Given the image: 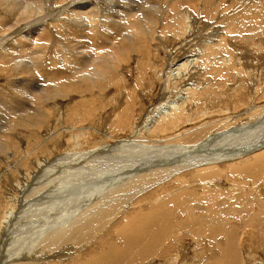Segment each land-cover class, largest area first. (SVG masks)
<instances>
[{
	"label": "bare ground",
	"instance_id": "1",
	"mask_svg": "<svg viewBox=\"0 0 264 264\" xmlns=\"http://www.w3.org/2000/svg\"><path fill=\"white\" fill-rule=\"evenodd\" d=\"M4 1H8L9 3H12L13 6L16 8L13 10L22 11L21 9H24L21 6L22 4L19 2V0H0V3L4 2ZM28 1H31L28 3V5L33 10V13H35V11H37L39 9L43 10L42 7L45 5L44 3L46 1L47 7H48L49 12H50V14H47V16L45 14L46 17L44 16L47 19L46 20L43 19L44 20L43 21V20L39 19V16H37L35 14V16H37V18L39 20L36 21V19H35V21H33V23L35 22V25L33 24L34 26L32 25V27H30L28 25L29 28L27 26L24 29H18L16 31L13 30L14 32H12V34H9V33H11L12 27L13 28L14 27L15 28L20 27V26H18L20 24L16 20H8V19L4 20V18H3L4 15L2 16L3 13L1 14V12H0V14H1L0 16L4 20V21L0 22V28H1L0 32H3L4 35L9 34L5 42L10 43V44L5 45L4 44L5 42L1 41V45L3 42V44L5 46L2 48L0 47V65H2L1 66L2 68L5 66L13 67V68L15 67L17 69H12V71L14 70V72H16L17 70H19V72L22 71L21 72L22 74H24V75L26 74L28 76V80H24V81L20 80V83L18 81L19 84L15 83V90H12L13 92L17 91V92L23 94L24 95L23 98L18 99L17 103H6V104L12 110L19 112V113H22L23 114L22 116H24V117L27 116L26 118L21 119L22 121H19L22 123V125H26L27 127L28 126H31V127L34 126L40 130L43 129L44 126L46 125V126L51 128L50 133L51 134L53 133V135L57 133L55 131L58 128L55 126L56 122H59L61 124L66 120L67 121L69 120L68 122L70 124V122H72V120L77 119L76 122H73V125L74 124H76V125L84 124V126H85V124H87V122H91V125L94 124V126L98 127L97 124H99V123H103L105 125L109 124L108 121H109V117H111V115L110 116L108 115V111H109L108 108L114 102L113 100H117V97L115 96V94L119 95V93H122V91L120 90V87L123 86L124 88L123 87L122 88L125 90H128V92H130L131 94H134L136 92V91L133 92V88H131L129 86V83L124 85V83L128 81V79H127V81H125L127 76H128V73L132 72L131 68H130V67H132V65H135V68H137L134 70V72L135 73L137 72V73L136 74L134 73L135 78H133V79H137L139 81V83L137 82L138 83L137 86H141V87L144 86V83H145L144 77L147 76V71H149V70L154 71L157 75V77H155L156 79H153V82H156V80L161 79V76H163L164 73H163V69L161 70L160 67H162V65L164 64V61H167L169 58L171 59V61L173 59H175L176 58L174 55L175 53L173 54L174 56H172L171 55L172 51H171V54L167 51L168 55H169V57H168V56H166L167 53H165L166 52L165 51L163 53L164 54L163 56H165V57L159 58L158 59L159 61H156L155 57H156V55H159V52H160L159 46L160 45L159 46H157L158 44L156 46L154 45L155 50L151 46V48L153 49L152 50V49H150V46L149 47L147 46L148 45L147 41L152 42V43L156 42V41L164 42L161 39V36L165 34L164 32H168L167 25L169 23L171 25L174 22V26L169 27V28L174 29L173 32L174 31L178 32L177 36L172 40V41H175L176 44H179V45H177L178 48L181 47L183 44H187V43L190 44L191 46L197 45V47H200V49H202V51H204V52L206 51L208 53L204 57H202V55L201 56L199 55L200 58H202L203 60H205L207 62V65H209L208 64L209 62H212V60H215V59H217L215 62L222 61L223 63H225V65H228L231 62H234V63L237 62L238 59H237L236 55L238 52V48L236 49L237 51L235 50V52H234V50H231V49H233L232 47H234V46L237 47L238 45L239 46H245V47L253 46V48H260L259 51H258V49L257 50L254 49L255 51L259 52L260 54L257 56H253V55L252 56L254 57V60H256V61L258 60L257 61L258 64L259 63L262 64V62L264 60V54H263V52H264V0H163L162 4H164V8L166 9L165 12L175 11V10L182 8L183 6H186L190 12L197 15V17H195L194 19H184L185 24H187L188 26L184 25L183 22L180 20H174L171 16H169V14H164L161 11V8L159 6L160 2H158L157 0H140V2H141L140 4L130 2L128 5H126V7L123 9V14L125 17L123 19V21H126V25L125 26L117 25L115 30L118 32L119 36L123 32L129 30V32H130L129 38L123 37V41H121V42H125V44H126V42L133 43V44H134V42L138 43L139 45H137V49L141 53V54H139V56H140L139 58L141 60L137 61L136 57H135L136 60H134V58L132 57L133 60L127 61L125 68L121 67L123 62H125L124 61L125 57H123L124 54L122 56V52L118 53L119 51L117 50V46H115L114 48L118 51V52L116 51L118 54H115L116 52L113 53L115 50L114 51L112 50L111 54L107 53L104 56V59L102 61H99L97 64H93V61L90 58H84L82 56L77 57V58H73L74 54H80L82 52V50L90 49V47L94 51H96V50H102V51L107 50L110 47L111 42L113 41V38H112L113 36L98 34L96 46H80V47L77 46L73 55H71L70 58H68V61L72 64L65 65V67L62 70H58L56 68L57 65H55L54 59H50V61H46V60H48V59H46V53L50 50V49L48 50V47H46V45L48 43H46L45 47H43V48L37 47V43L39 41H41L40 39L45 37L44 35H46L47 30L45 31L43 28H41V26H44L47 21H49V23H56V25L59 24L61 27L64 26V20L67 19L68 14H65V15H61V14H63L66 10H68V6L66 5L63 8L60 6V5L65 4L64 0H27L26 2H28ZM43 1H44V3H43ZM6 4H7V2L5 3V5ZM25 4H27V3H25ZM25 4H24V7H25ZM108 4L113 9V1L112 0L108 1ZM146 4L149 5V8L144 9L145 8L144 6ZM1 6L3 7V5H1ZM29 7H28V9H29ZM83 7H85V5L83 3L76 6L75 7L76 12H78V14H80L81 16L82 15H85L87 17L92 16V23L93 24L96 21V18H98V17L102 18L103 20H109V19L115 18V15H113V10H111V9H107L108 13L98 15L97 13L94 12V9L91 12H87L84 10L85 8L83 9ZM3 8H5V7H3ZM35 8H37V10ZM0 9H1V7H0ZM28 9L26 8V10H28ZM82 9L84 11L82 13H80L79 11ZM24 11H25V9H24ZM16 12H18V11H16ZM37 12L39 13V11H37ZM5 13H6V11H5ZM14 13H15V11H13V13H10V15L14 14ZM27 13H29V12H27ZM19 14H21V12H19ZM203 15L207 16V17H209V15L211 17L219 15V19L220 18L221 19L220 20L218 19L219 20L218 22L223 24V29L225 31V35H227L230 39L225 37V36H220V37L217 36V38H216L217 40L215 41V40H213V37L208 36L206 33H204L203 31H205L207 27L201 25V23H203V22L210 23L209 22L210 18L203 20V18H204ZM178 16L183 18V15L181 13H178ZM1 17H0V20H1ZM26 17H27V14H26ZM169 19H171V20L169 21ZM28 20H30V19H28ZM215 20H217V19L215 18ZM30 21H28V22H30ZM25 24L26 23H24L23 26L21 25V28L24 27ZM31 24L32 23L30 22V25ZM51 25L52 24H50V26ZM78 25H79V28L77 30V33L75 34V37L78 39H82L85 36L87 30L83 26L82 23L78 24ZM201 27H203L204 29ZM98 30L99 29H97L96 31H98ZM197 31H199L200 33H203V34L199 35V33ZM52 32H55V31L52 30ZM67 32H69L72 35H70L69 33H68L69 34L68 35ZM96 34H97V32H96ZM62 35H64V34H62ZM230 35H232V36H230ZM47 36H49V33ZM69 36H74V34L72 33V30L66 31V37H69ZM155 36H157V39L155 38ZM45 39L46 40L43 41L44 44L46 41L50 42V40H48L49 38H45ZM50 39H51V37H50ZM42 40H44V39H42ZM93 41H94V38L91 39V42H93ZM41 43H42V41H41ZM41 43H39L38 45H40ZM218 45L219 46L223 45L222 46L223 50L216 49V46H218ZM42 46H44V45H42ZM126 46H127V44H126ZM167 46H168V44H167ZM177 46L175 48V51H176V49H178ZM73 47H75V44H73L72 42H69V43L65 44V47H63V49L67 50V49H72ZM171 47H172V43H171ZM45 48H47V49L44 50ZM134 48L135 47H133V49ZM170 49L172 50V48H170ZM188 49H190V48H188ZM33 50L35 51L34 53L31 52ZM131 50H132V48H131ZM163 50H161V51H163ZM194 50L195 49L193 48V52H194ZM28 51L31 52L30 55L33 54L34 62L29 61V64L27 65V64H25V61L23 59L26 58L27 55L25 53H28ZM78 51H80V53H77ZM212 51H213V54H211ZM252 51H253V49H252ZM255 51H253V52L255 53ZM240 52H243V51H240ZM12 53H14V55ZM15 53H16V55H15ZM127 53H128V50H127ZM179 53L181 54V52H179ZM57 54H59V53L57 52ZM57 54H56V58L59 61L65 59V56H63L62 54L58 58ZM187 55H188V53H187ZM209 55H210V57H209ZM240 55H241V53H240ZM28 57H30V56H28ZM200 58L199 57L193 58V59L187 58L184 61L181 60L182 62H180V63L177 62L175 65H173V66H175L174 68H171L173 61L172 62L168 61V62H170L169 68L165 73L166 77H165V80H164V83H163V86L161 89V93H160L161 96L166 97L165 98L166 100L164 99L165 101L162 102L161 105H158L154 108L149 109V111H148L149 115L146 116V120L144 121L143 124H141L140 122H138L137 124L135 123V125L131 124V122L134 120V118L139 116V112H140L139 109L138 110L135 109L136 107L140 106V103L137 100L139 97L138 98L136 97V96H139L138 93H137V95L135 94V97L137 99H135L134 97L133 98L132 97L131 98H125L126 96H124V94H123L124 92L122 93L125 100L123 99L121 101L122 102L121 104L126 105L128 107V109L130 108V111H129V113L125 112L124 114H121L120 116H126L125 120H126L127 126L130 124H131V126L134 125L132 132L130 134V137L126 138V139H119L118 141L116 140L117 142L113 143V144L105 145L104 152H100L98 154L96 153L98 151L97 150L98 145L95 144L97 141L95 143L89 144L86 142L87 141L86 140L85 141L86 143L85 142L83 143V146L85 148L94 152V154L91 156L92 163H94L97 166L100 164H106L108 166L109 170L105 174H87V175H84L85 178H87V179L91 178L90 179L91 181L86 179L80 185L76 186L77 188H74L73 186H70L69 183H66V184H64L65 187L63 189L56 190V191H52V189L50 188V185L52 184V180L60 178L64 175L63 169H59V170L55 171L54 167L50 166L49 169L43 171L42 173L44 175L48 174V176H49V174H51V172H54V174H55V177L53 179L50 178L49 181L47 180V183L43 186L42 185L39 186L37 184V181H36V184L33 187L29 188V186L26 183H24V181H23V184L19 186V190L17 191V193H18V195L16 196L17 198L9 196L10 199L8 200V203L11 205V207L9 209V212L6 215L5 222L2 224V227L5 226V224L10 219L11 215L13 213H15L13 211V206L18 204L17 202L21 203L20 205L23 204L24 208L28 209L30 207L28 210H31V209L36 210V211L31 212L29 214L28 210L26 211L24 209L25 210L24 212L28 213L27 216H31L32 218L34 217L37 219L36 214L40 213L41 210H44V209H46V211H52L54 216L52 219H44V221L41 222L40 224H37L38 222H34L33 224L29 223L30 225H26V226H23L20 228L18 227L16 229V231L19 232V235L15 240L16 242H15L14 246L11 247V249L9 251L8 250L6 251L5 260L11 261L12 264H15L18 262L21 264V260H23L25 262L24 264H31L34 261V257L36 254H43V253L47 254L50 252L57 251L59 246L62 244L63 240L67 237V235L76 234V235H83L79 238H85L86 237L88 239H86L82 243H77L78 248L75 250V251H78L76 254L77 256L69 259L68 261L63 260L60 263L61 264H104L103 263L104 259L102 257H99L98 254L91 257L94 250H89V249H91L92 247H93V249H99V250L101 248H104L105 253L111 252L107 248L108 243L106 240H104L106 236H103L104 235L103 233L109 229L110 223L113 222L114 218L116 219L118 217H124L126 212H129V211H126V212L118 211V213H116V215L113 218V209H108L107 207L110 206V203L113 201V193L114 192L127 189L128 186L132 187L134 189H132L131 191L139 194L138 199L134 202V203H136V202L144 201V200L150 198V196L142 193V192H145V190H147V188H145V190H142L144 187H146L148 185H155L156 183L161 182V185L156 190H157V192L160 193V195L165 196V194H166V193H164L165 182H162V179L164 177H166L168 174H171V176H173V180L175 181L172 188L177 187L175 192L171 193V194L177 196V197H174L173 202L175 200L176 204L179 206L182 205L183 203H185L183 210H182V216L185 220V223L188 226V232H192L198 226L200 220L204 217V213L202 212L201 207H200V203H201L202 198H203L202 193L193 187L191 190L190 189L192 186L191 184H195V185L205 184V183H208L207 180L213 179V181H216L218 179H221L220 177L233 179L235 177H239L240 175H245L246 173H251V172H254L256 175L260 174V176L263 177L264 165L260 166L262 163H264V108L263 107L261 108V110L260 109L257 110L256 108H258V107H256V108L254 107L255 109L252 111H250V109H248L250 111L249 113H242V114L237 115L235 117H232V118L230 117V119L223 121L219 124H217V122H212V123L208 122V124H207V122L205 123V121H204L205 124H201V125L196 126V127L194 126L190 129L187 128L186 130H183L181 133H178V131H179L178 129L180 127H183L185 125V128H186L187 123L193 122V121L195 122V117L197 116L196 115L197 112L195 114L196 116L193 115V112H190V108L192 107V104H193V103H191V101L193 98L203 94V92L205 91L202 89V91L200 92L196 87L193 90L192 87L187 86V83L192 79L193 76H195V75H193V72H194L193 70L196 69L195 67L205 66V64H204L205 61L204 62L200 61ZM242 58H241V60H242ZM245 58H247V57H245ZM130 59H131V57H130ZM248 60H246V61H248ZM259 60H261V61L259 62ZM249 61L251 63V60H249ZM45 63L46 64L48 63V66L47 65L43 66ZM237 63H239V61ZM153 64L155 66H153ZM214 64L215 63H213L212 65H214ZM240 64H242V63H239V66H240ZM261 64H260V66H261ZM7 67H5V68H7ZM87 67H92L93 76L91 78H83V79L77 80L76 84H81V83L89 84L88 87L84 91H83V89L85 87L84 88L82 87L83 88L82 92L80 90L79 93H81V94L90 93V95L95 96L93 93V86H96L97 87L96 89H98V88L101 89L103 91V93L105 94V96L103 95L104 97L102 96V98L92 97L91 99H87L86 97H84L83 99H80V100H77V99L72 100V98H73L72 97V98H70L71 99L70 104L68 105V103H69V101H68L66 104L67 107L63 106L62 110L55 116H53L50 113V111L56 105H54L52 107L49 106V108H46L42 105L43 103L42 104L38 103V102H40L39 100H41V99L43 100L42 97H43L45 90L42 88H39L37 86L35 79H33L34 75L32 76L30 73H28V71L25 72L26 70H32L33 72H35V74L41 73L42 77L44 78L43 83H47V82L58 83L62 79L75 78V76L77 74L85 72ZM144 67H145V72H144L145 75L143 72L141 73V70H144L143 69ZM261 67H263V66H261ZM261 67H252V69H255L254 71H256V70H260ZM235 68H237V66ZM212 69H214V68H212ZM222 69H224V68H222ZM240 69H241V66H240ZM245 69L247 70V68H245ZM159 70H161V71H159ZM8 71H9V69H8ZM211 71H212V73H214L213 70H211ZM230 72H232V71H230ZM263 72H264V70H263ZM11 73L12 72H10L9 74H11ZM200 73H202V72H200ZM226 73H228V72H226ZM236 73H237V71H236ZM152 74H154V73H152ZM194 74H197V73H194ZM210 74L211 73H209V75H207V76H210ZM5 75H7V74L5 73ZM130 75L131 74H129V76ZM226 75L228 76L229 74H226ZM35 76H37V75H35ZM213 76H215V75H213ZM220 76H221V74H220ZM233 76H234V74H233ZM236 76H238V75H236ZM17 77H19V76H17ZM150 77L151 76H147L146 78L149 79ZM255 77H256V75H255ZM231 78H232V75H231ZM14 79L15 78H13V80ZM19 79H20V77H19ZM11 81H12V79H11ZM158 81L160 82V80H158ZM229 81H230V79H229ZM153 82L150 81L148 85L146 84L147 87L149 86V90H152V88L154 87L155 83H153ZM11 83H9V84H11ZM182 84H185V85L182 86ZM69 85H71V84H69ZM203 85H204V83H203ZM222 85H223V83H222ZM10 87H12V85ZM60 87L61 86H57V88L53 89L55 91H53L51 93V96L53 95L52 100H54V102L56 101L55 99H57L56 97L58 95L64 96V94H65V96L63 98H66V94H67L66 90L67 89L63 85V89L60 92L59 91ZM75 87H78V86H75ZM125 87L130 88V89H126ZM147 87H146V90L144 89V91H146V92H147ZM203 87H205V86H203ZM255 87H257V86H255ZM201 88H202V86H201ZM206 88H208V87H206ZM221 88H222V86H221ZM7 89H10V88L7 87ZM48 89H50V88H48ZM74 90L71 91V93L74 92ZM222 90H220V91H222ZM233 90H234V88H233ZM262 90L264 91V89H262ZM12 91H9V92L11 93ZM69 91H67V92H69ZM226 91H228V89ZM235 91H237V90H235ZM76 92L78 93V90H76L74 93L76 94ZM252 92H255V91L252 90ZM109 93H111V95H109ZM205 93H206V91H205ZM237 93H238V91H237ZM127 94H129V93H127ZM222 94H224V92H222ZM235 94H236V92H235ZM48 95H49V93H48ZM156 95H157V93H156ZM172 95H174L175 98ZM226 95H227V93H226ZM263 95H264V93H263ZM72 96H73V94H72ZM142 96H143V94H142ZM153 96H154V94H153ZM227 96L225 98L226 99L225 101H227ZM28 97L30 98L29 104L25 102V99ZM45 97H47V96H45ZM81 97H82V95H81ZM172 97H173V99H172ZM211 97H213V96H211ZM74 98H76V97H74ZM85 98H86V100H85ZM250 99H251V97H250ZM119 100H120V98H119ZM204 100H206V99H204ZM204 100H202V101H204ZM217 100H219V99H217ZM208 102H209V100H208ZM115 103H117V102H115ZM204 106H205V104H204ZM251 106H253V105H251ZM259 107H261V106H259ZM6 108H8V107H6ZM79 108L81 109V111ZM208 108H207V112H208ZM111 109L113 110V108H111ZM115 109L117 111L119 108H115ZM123 109H124V106L121 110H123ZM110 112H114V111H110ZM131 112L133 113L132 120L130 118ZM19 113L15 114L13 117L18 118L21 115V114L19 115ZM114 113H116V112H114ZM117 114H118V112H117ZM146 114H147V112H146ZM144 115H145V113H144ZM11 116L12 115H10V114L8 115L9 118H12ZM114 116H116V115H114ZM205 116H207V114ZM5 117H6V115H5ZM117 117H118V115H117ZM199 117L200 116H197L196 118H199ZM207 118H210V117L208 116ZM141 119H143V117ZM15 121H16V119H15ZM201 121H203V120H201ZM12 122H14V121H12ZM197 123H199V122H197ZM65 124H68V123H65ZM124 124L122 122V123H119L118 126L119 127H125ZM240 125H242V126H240ZM231 126H237V127H233L231 130L224 131V129H226L227 127H231ZM85 127H82L83 129H80L79 133L83 134L87 129L88 130L90 129L89 127L88 128L86 127L87 129H85ZM101 127H102V125H101ZM115 127H114V131L116 130ZM95 128H93V129H95ZM129 128H131V127H129ZM112 129H113V123L111 124V130ZM28 130H30V129H28ZM31 130H34V129H31ZM34 131H37V130H34ZM67 132L64 131V133H67ZM70 132H71V130H70ZM176 132H177V134L173 135ZM215 132H217V133L215 134ZM87 134H85V135L87 136ZM18 135H20V134H18ZM71 135H73V134H71ZM91 135L92 134H90V136ZM100 135H101V137H105V138L107 137L104 134L102 136L101 133H100ZM56 136H59V134H56ZM74 136H75V134H74ZM86 136H84V138ZM98 136H99V134H98ZM148 136L151 137L152 139L146 140V137H148ZM50 137H52V136H50ZM113 137H115V136H113ZM117 137H119V136H117ZM139 137L143 138V142L142 141L139 142L138 140H136ZM36 138L37 137H35V139ZM42 138H43V136H42ZM57 138L58 137H56L55 139H57ZM87 138L88 137H86V139ZM95 138H96V136H95ZM74 139H76V137L73 138V140ZM108 139H109V136H108ZM69 140H71V139H69ZM94 140H96V139H94ZM20 141L24 142V140L22 141L21 139H20ZM58 141L59 140H57V142ZM100 141H102V138L99 140V142ZM103 141L105 143L106 140L103 139ZM147 141H148V143H147ZM17 142H19L18 139H17ZM28 142H30V141H28ZM53 142H54V140H53ZM18 144H20V143H18ZM40 144L44 145V142H41ZM45 144H47V143H45ZM30 147H29V149H30ZM33 147H34V145H33ZM61 147H62V145H61ZM54 148H56V147H54ZM58 148H59V146H58ZM18 149H19V147H18ZM34 149H36V148H34ZM31 155H33V154L28 153L25 155L26 158L23 159L24 166L29 162V160H31V158H32ZM138 156H140L139 159H136V160L132 159L133 157H138ZM70 157H71L70 155H65L61 158L58 157L55 160V163H61L63 165H64V163H66L69 166ZM119 158L124 159V168L120 172H113V160H116ZM66 160H68V161H66ZM227 162H231V163H229L228 165L222 166V167L219 165L221 163H227ZM4 165L6 166L7 163L5 164V162H4ZM194 165H195V167H193ZM24 166H23V169L25 168ZM39 166L40 165H37V167H39ZM68 166L64 170H66V171H76L77 170V168H74V167L72 168V167H68ZM18 167H19V164H17L16 166H10V164H8L5 168L6 170L4 169L5 170L4 172L8 173L9 169H13V170L17 171ZM19 172H21V170ZM33 173L34 172L30 173L29 176L31 177V175ZM0 174H2V173H0ZM171 176H169V178H171ZM41 178H42V176L39 177L38 180H40ZM60 179H62V178H60ZM60 179H58V180H60ZM249 179H251V178H249ZM204 181H207V182L201 183ZM233 183H235V182H233ZM255 183L256 182H254V185H255ZM12 184H13V182H12ZM216 187H219V186L216 185ZM149 188H151V186H149ZM40 191H42V193L39 194V197L34 198L29 205H28V203L26 204V201L30 197L31 194H33L35 196V194L37 195ZM4 194L5 193H3V195ZM218 196H219V194L216 197H214V195L211 194V197H210L211 202L215 203L216 202L215 200H219V199H217ZM232 199H233V197L224 198V200L227 203L224 201H222L221 203L217 202L215 204V206H217L219 203L220 204L218 205L217 209L213 210V212L211 213V216L220 219L223 212L228 211V209H225L224 207L222 208V206L228 205V201H230ZM84 200L88 201L86 204V207L90 206L92 203H98L101 208H106L104 212L107 216H108V214L110 215L112 213V218L109 220L108 223H106L107 225L105 224L106 226L105 225L100 226L101 221L105 217H102L100 219L88 218V217H86L85 211L81 210L80 208H78L77 206H74L72 204L73 202L80 203ZM23 206H21V207H23ZM149 206H151V205H149ZM17 210L20 211L19 209H17ZM199 210H200V212H199ZM143 213H144V211L136 210L132 214V217L135 219L142 218V220H143V219H150L155 214L152 207L148 210L147 214L142 216ZM227 213H229V212H227ZM78 214H80V216L84 217V218L83 219H75ZM70 216H72L71 219H75V220L71 221ZM16 217H17V215L13 214V219L9 220V221H11V223H12V221ZM115 219H114V221H115ZM17 220H19V219H17ZM28 220H29V218H28ZM224 220H225V218H224ZM226 221H229V220H226ZM11 223H9L10 224L9 227L12 225ZM101 227H103V228H101ZM16 231H15V233H16ZM223 232H224V229H223V227H221L214 234L224 235L225 232L224 233ZM6 233H8V232H6ZM98 234H100V238L96 239L95 237L98 236ZM158 235H159V233L157 232V236ZM5 237H7V236H5ZM88 241H91V245L87 249L86 244L88 243ZM8 243H9V241H8ZM87 250H89V251L86 252ZM61 257L62 256H56V258L60 259V260H61ZM173 258L175 259L174 256H173ZM165 259H167V258H165ZM165 262H166V260H165ZM180 263H182V260Z\"/></svg>",
	"mask_w": 264,
	"mask_h": 264
},
{
	"label": "rangeland",
	"instance_id": "2",
	"mask_svg": "<svg viewBox=\"0 0 264 264\" xmlns=\"http://www.w3.org/2000/svg\"><path fill=\"white\" fill-rule=\"evenodd\" d=\"M26 1L27 0H25V1L19 0V2L22 4L21 6L25 9L26 12L24 11V9H21L22 11L13 10L16 8L13 6L12 3H9L8 1H4L5 3L7 2L6 5L4 2L0 3V7H1L0 12H1V14L3 13L2 16L4 15L3 16L4 20H7V19L8 20H16L20 24V25H18L20 27H17V28L12 27L13 29L11 28V33H9V34H12V32H14L13 30L16 31L18 29H24L28 25L30 27H32L33 24L35 25V22L33 23V21H35V19H36V21L39 19L46 20L47 18H45V17L47 16V14H50L49 9H48L47 4H46V1H45V3L43 1V3L45 4L42 7L43 10L42 9L40 10L39 8H38L39 10H37V8H35L37 11H39L40 14L37 11H35V13H33V10L28 5V3L31 1H28V2H26ZM64 1H65V4L60 5L62 8L65 7L66 5L68 6V10H66L63 14H61V15L68 14L67 19L64 20V26L61 27L59 24L56 25V23H49V21H47L44 26H41V28H43L45 31L47 30V32H46V35H44L45 37L43 36L44 38H42L44 40L40 39L42 41V43H41V41H39L37 43V47L43 48V47H45L46 43H48L46 45V47H48V50L49 49L50 50L49 51L47 50L48 52L46 53V59H48V60H46V61H50V59H54L55 65H57L56 68L58 70H62L65 67V65L72 64L68 61V58H70V56L73 55L77 46H79V47L80 46H96L98 34L113 36L112 37L113 41L111 42V45L107 50H103V51L102 50H96V51H94L90 47V49L82 50L81 53H80V51H78L77 53H80V54H74L73 58H77V57L82 56L84 58H90L93 61V64H97L99 61H102L104 59V56L107 53L111 54L112 50L113 51L115 50L113 52V53H115L118 50L119 52L118 51L117 52L118 53L122 52V56L124 54L123 57H125V60H124L125 62H123V64H122L123 66L121 65V67H123V68H125L126 62L133 60V58H134V60H136V58H137V61L141 60L139 58L140 57L139 54H141V53L137 49V45H139L138 43L134 42V44H133V43L126 42V44H127V46H126L125 42H121V41H123V37L129 38V36H130L129 30L123 32L120 36L118 35V32L115 30L117 25H120V26L126 25V21H123V19L125 18L124 14H123V9L126 7V5H128L130 2L140 4L141 3L140 0H112L113 1V9L108 4V1H110V0H64ZM157 1L160 2L159 6L161 8V11L164 14H169V16H171L174 20L182 21L183 24L186 26H188V25L185 24L184 19H194L195 17H197V15L190 12L186 6H183L182 8L175 10V11L165 12L166 9L164 8V4H162L163 0H157ZM25 3H27V4H25ZM81 3H83L85 5V7H83V9L85 8L84 9L85 11L91 12L94 9V12L97 13L98 15L108 13L107 9H111V10H113V15H115V18L109 19V20H103L102 18L98 17V18H96V21L93 24L92 23V16H89V17H87L85 15L81 16L80 14H78V12H76L75 7ZM24 4H25V7H24ZM1 5H3V7H5V8H3ZM28 7H29V9H28ZM144 7H145L144 9H147V8H149V5L146 4ZM26 8L29 11L26 10ZM83 9L80 10L79 12L82 13L84 11ZM5 11H6V13H5ZM13 11H15V13L10 15V13H13ZM16 11H18V12H16ZM19 12H21L22 15L19 14ZM27 12H29V13H27ZM178 13H181L183 15V18L179 17ZM26 14H27V17H26ZM35 14L37 16H39V19L37 18V16H35ZM45 14H46V16H45ZM3 18L1 17L0 22L4 21ZM208 18H210L209 19L210 23H207V22L201 23V25L207 27L206 30L203 31L204 33H206L208 36L213 37V40H215V41L217 40L216 39L217 36H219V37L225 36V37L229 38L227 35H225V31L223 29V24L218 22L221 19V18L219 19V15L214 16V17H211L210 15H209V17L204 16L203 20L208 19ZM215 18L217 20H215ZM28 19H30L31 21ZM170 20L171 19H169V21ZM28 21H30L32 24L30 25V22H28ZM24 23H26V24L24 25V27L21 28V25L23 26ZM81 23L86 28L87 32L82 39H78L75 37V34L77 33V30L79 28L78 24H81ZM50 24H52V25L50 26ZM29 26H28V28H29ZM172 26H174V22L171 25H170V23L167 25L168 32H164L165 34L161 36V39L164 42L156 41V42L152 43V42L147 41V44H148L147 46L148 47L150 46V49H152V48L154 49L157 44H158L157 46L160 45L159 46V48H160L159 55H156V57H155L156 61H159L158 60L159 58L165 57V56H163L164 55L163 53L165 51H166L165 53H167L166 56L169 57L168 52L171 54V51H172L171 55L172 56L175 55V57L177 58V59L175 58L172 60L174 63L171 61L170 58L167 61H164V64L162 65V67H160L161 70L163 69L164 75L161 76V79L157 78L158 80H160V82L158 80H156V82H153V79H156L155 77H157V75L154 71L149 70V71H147V76H151V77L148 79V78H146L147 76H145L144 77L145 78L144 86H142V87L137 86L139 81L137 79H133V78H135V74L137 73V72L135 73L134 70L137 68H135V65H132V67H130L132 72L128 73V76L125 80V81H127V79H128V81L127 82L124 81L125 82L124 85L129 83V86L131 88H133V92H135V91L136 92L134 94H131L130 92H128V90L123 89L124 88L123 86L120 87V90L122 91V93L124 92L123 94H124V96H126L125 98H131V97L133 98L134 97L135 99H137L139 97L137 100L139 101L140 106L135 108L136 110L139 109V111H140L139 116L134 118V120L131 122V124L135 125V123L137 124L138 122L143 124L144 121L146 120V116L149 115V112H148L149 109L154 108L158 105H161V103L166 100L165 99L166 97L161 96L160 93H161V89H162V86H163V83H164V80L166 77L165 73L169 68L170 62H172L171 68H174L175 66H173V65H175L177 62L180 63L187 58H191V59L198 58V57L200 58L201 55H202V57H204L205 55L208 54L206 51L205 52L202 51V49H200V47H197V45L191 46L188 43L183 44L182 45L183 47L181 46L178 48L177 45H179V44H176L175 41H172L177 36L178 32L177 31L173 32L174 29L169 28ZM201 28H203V27H201ZM97 29H99V30L96 31ZM0 30H1V28H0ZM52 30L55 32H52ZM67 30H72V33L74 34V36L66 37V31ZM94 30L97 32V34ZM197 32L199 33V35L203 34V33H200L199 31H197ZM48 33H49V36H47ZM68 33L69 32H67V34ZM9 34L4 35L3 32H0V35H1L0 36V47L1 48L7 44H10L8 42H5ZM62 34H64V35H62ZM70 35H72V34H70ZM230 36H232V35H230ZM50 37H51V39H50ZM45 38H49L48 40H50L51 43L49 41H46L44 44L43 41L46 40ZM93 38H94V41L91 42V39H93ZM155 38L157 39V36H155ZM1 41L5 42L4 43L5 45L2 42V45H3L2 46ZM69 42H72L73 44H75V47H73L72 49H67V50L63 49V47H65V44L69 43ZM39 43H41L44 46H42L41 44L38 45ZM171 43H172V47H171ZM167 44H168V46H167ZM115 46H117V50L114 48ZM151 46H152V48H151ZM176 46L178 49H176V51H175ZM222 46L218 45V46H216V49L223 50ZM133 47H135V48L133 49ZM192 47L195 49L194 52H193ZM131 48H132V50H131ZM170 48H172V50ZM188 48H190L191 50ZM232 48L233 49H231V50H234V52L238 48L237 55L235 53L234 54L236 55V57L238 59L237 62L239 61V63H242V64H240L241 69H240L239 63H237V62H235L236 64L234 62H231L228 65H225V63H223L222 61H217L218 63L215 62L217 60V59H215V60H212V62H209L208 63L209 65H207V62L205 60H203L202 58H200V61H203V62L205 61V63H204L205 66H202V67L199 66L200 68L198 66H197L198 68L195 67L196 69L193 70L194 71L193 75H195V76H193L192 79L187 83V86L192 87L193 90L196 87L200 92L202 91V89L206 91V93L204 91L203 94L193 98L191 101V103H193L192 104L193 108L192 107L190 108V112H193V115H195L197 112L196 115L200 116V117L196 118L197 116L195 115L196 116L195 122L196 123L199 122V123L196 124L194 121L189 122L186 124V128H185V125L183 127H180L178 129L179 130L178 133H181L183 130H186L187 128L190 129L194 126L196 127V126H199L201 124H205L206 122H207V124H208V122L209 123L217 122V124H219L223 121L230 119V117L232 118V117H235V116L240 115L242 113H249L250 111L254 110L256 107H258V108H256L257 110H259V109L261 110L262 107L264 108V97H263L264 91L262 90V89H264V82H263L264 81V72H263L264 60L262 62L263 65L261 63L258 64V62H257L258 60L257 61L254 60V57H253V56H257L260 54L259 52L255 51L257 49L259 51L260 48H253V46L245 47V46H239V45L237 47L234 46ZM46 49L47 48H45L44 50H46ZM252 49H253V51H255V53L252 51ZM127 50H128V53H127ZM161 50H163V51H161ZM240 51H243V52H240ZM31 52L34 53L35 51L33 50ZM31 52L28 51V53H25L27 56H26V58L23 59L25 61V64H27V65L29 64V61L34 62L33 54L30 55ZM57 52L59 54H57ZM117 52L115 54H118ZM179 52H181V54ZM55 53L57 54L58 58L62 54L63 56H65V59L59 61L56 58ZM187 53H188V55H187ZM240 53H241V55H240ZM12 54L14 55V53H12ZM211 54H213V51ZM263 54H264V52H263ZM15 55H16V53H15ZM28 56H30V57H28ZM130 57H131V59H130ZM209 57H210V55H209ZM245 57H247V58H245ZM241 58H242V60H241ZM248 59L251 60V63ZM246 60H248V61H246ZM168 61H170V62H168ZM260 61L261 60H259V62ZM213 63H215V64L212 65ZM260 64L263 67H261ZM46 65L48 66V63L47 64L45 63L43 66H46ZM235 65L237 66V68H235L236 67ZM1 66L2 65H0V70H1L0 71V173H2V174H0V232H1L0 233V264H12L11 261H7V260H5V258H6V251L7 250L9 251L11 249V247L14 246V244L16 242L15 240L19 235V232H17L16 229L18 227L20 228V227H23L26 225L33 224L34 222H38L37 224H40L41 222L44 221V219H52L54 215H53L52 211H46V209H44V210H41L40 213L36 214L37 219L34 217L32 218L31 216H27V215H28V213L30 214L31 212H34L36 210H34V209L28 210L30 207L28 209L24 208L23 204L20 205L21 203L17 202L18 204H16V205L18 207L16 205L13 206V211L15 212L13 214L17 215V217L11 223V221H9V220L13 219V214H12L10 219L8 220V222L5 224V226L2 227V224L5 222L6 215L9 212V209L11 207V205L8 203V200L10 199L9 196L17 198L16 197L18 195L17 191L19 190V186L23 184V181H24V183H26L29 186V188L33 187L36 184V181H37V184L39 186L45 185L47 183V180L49 181L50 178L53 179L55 177L54 172H51V174H49V176H48V174L44 175L42 173L43 171L49 169L50 166H53L55 171L59 170V169H63V174H64L62 177H60L62 179L57 178V179L52 180V184L50 185V188L52 189V191L63 189L65 187L64 184H66V183H69L70 186L77 188L76 186L80 185L82 182H84V180L87 179L84 176L87 174H105L109 170L108 166L106 164H100L97 166L94 163H92L91 156L94 154V152L85 148L83 146V143L86 140H87L86 142L89 144L95 143L97 141L95 143L98 145V147H97L98 151L96 153L98 154L100 152H104L105 145L116 143L119 139L129 138L134 125L131 126V124H130L127 126V123L125 120L126 116H120L121 114H124L125 112L129 113L130 108L128 109V107L126 105L121 104L122 103L121 101L123 99L125 100L122 93H119L120 96L116 95L114 93L115 96L117 97V100H113L114 102L108 108V110H109L108 115L109 116L111 115V117H109L108 122H109V124L113 123V129L112 130H111V124L105 125L103 123H99V124H97L98 127H96V126H94V124L91 125V122H87V124H85V126L87 125L86 126L87 128L89 127L92 130L93 128L96 127L95 129H93L94 131L92 130L94 132L93 133L90 129L88 130L84 126V124H82V125L74 124L73 125V122H76L77 119H74L75 121L72 120V122H70V124L68 122L69 120L68 121L66 120L61 124L59 122H56L55 126L58 128L55 131L57 132L56 134H59V136H56V134L53 135V133L51 134L50 133L51 128L46 126V125L41 130L34 127V126H32V127L28 126L29 127L28 128L26 125H22V123L19 122V121H22L21 119H24L27 116L26 115H25L26 117L22 116L23 115L22 113H19V112L12 110L6 104V103H17L18 99L23 98V96H24L23 94H21L17 91H14L15 92L14 93L12 90H15V83L19 84L20 80H23V81L28 80V76L26 74L25 75L22 74L21 73L22 71L19 72V70L16 71L17 73L14 72V70L12 71V69H17L15 67L13 68V67L5 66L7 68H5V67L2 68ZM153 66H155V65L153 64ZM252 67H261V68H260V70L254 71L255 69H252ZM212 68H214V69H212ZM222 68H224V69H222ZM245 68H247V70ZM8 69H9V71H8ZM143 69L144 70H141V73L145 72V67ZM234 69L237 71V73ZM161 70H159V71H161ZM211 70H213L214 73H212ZM27 71L32 76L34 75L33 79H35L37 86L39 88H42L45 90L43 97H42L43 100L40 98L41 100H39L40 102H38V103H40V104L43 103L42 105L46 108H49V106L52 107V106L56 105L50 111V113L53 116L57 115L62 110L63 106L67 107L66 104L68 101H69L68 105L70 104V100H71L70 98H72V97H73L72 100L73 99L74 100H76V99L80 100V99H83L84 97H86L87 99H91L92 97L102 98L103 95L105 96V94L103 93V91L101 89H99V88L96 89L97 88L96 86H93V93L95 96L90 95V93H83V94L79 93L80 90L82 92V89L85 87L83 89V91H84L88 87L89 84H85V83L76 84V82L79 79L91 78L93 76L92 67H87L85 72L77 74L75 76V78L62 79L58 83H51V82H47V81H46L47 83H43L44 78L42 77L41 73L35 74V72H33L32 70H26L25 72H27ZM230 71H232V72H230ZM10 72H12V73L9 74ZM200 72H202V73H200ZM226 72H228V73H226ZM5 73L7 75H5ZM152 73H154L155 75ZM194 73H197V74H194ZM209 73H211L210 76H207V75H209ZM129 74H131V75L129 76ZM220 74H221V76H220ZM226 74H229V75L227 76ZM233 74H234V76H233ZM35 75H37V76H35ZM144 75H145V73H144ZM213 75H215V76H213ZM231 75H232V78H231ZM236 75H238V76H236ZM255 75H256V77H255ZM17 76H19L20 79ZM13 78H15V79L13 80ZM11 79L13 82L11 81ZM229 79H230V81H229ZM18 81H19V83H18ZM150 81L155 83L152 90H149V86L147 87V85L149 84ZM9 83H11V84H9ZM203 83H204V85H203ZM222 83H223V85H222ZM69 84H71V85H69ZM11 85H12V87H10ZM63 85L67 89L66 90V93H67L66 98H63L65 96V94H64V96L58 95L56 97L57 99H55L56 101L54 102V100H52L53 95L51 96V93L53 91H55L53 89L57 88V86H61L59 88V91L61 92V90L63 89ZM184 85L185 84H182V86H184ZM220 85L222 86V88ZM75 86H78V87H75ZM201 86H202V88H201ZM203 86H205V87H203ZM255 86H257V87H255ZM7 87L10 89H7ZM146 87H147V92L144 91V89L146 90ZM206 87H208V88H206ZM48 88H50V89H48ZM233 88H234V90H233ZM258 88L259 89L261 88V89L259 90ZM126 89H130V88H126ZM227 89H228V91H226ZM73 90H74V92L76 90H78V93L77 92H76V94L74 92L71 93V91H73ZM220 90H222V91H220ZM235 90H237L238 93ZM252 90H254L255 92H252ZM9 91H12V92L10 93ZM67 91H69V92H67ZM222 92H224V94H222ZM235 92H236V94H235ZM48 93H49V95H48ZM127 93H129V94H127ZM137 93L139 96H136L137 97L136 98L135 94L137 95ZM156 93H157V95H156ZM226 93H227V95L228 94L229 95L227 96ZM72 94H73V96H72ZM142 94H143V96H142ZM153 94H154V96H153ZM81 95H82V97H81ZM109 95H111V93H109ZM225 95L227 96V101H225L226 100ZM45 96H47V97H45ZM172 96L174 97V95H172ZM211 96H213V97H211ZM74 97H76V98H74ZM173 97H172V99H173ZM250 97H251V99H250ZM86 98H85V100H86ZM119 98H120V100H119ZM204 99H206V100H204ZM217 99H219V100H217ZM202 100H204V101H202ZM208 100H209V102H208ZM25 102L29 104L30 98L29 97L26 98ZM115 102H117L118 104ZM204 104L206 107L204 106ZM251 105H253V106H251ZM123 106H124V109L121 110L123 108ZM259 106H261V107H259ZM6 107H8L10 110ZM111 108H113V110ZM115 108H119V109L116 111ZM207 108H208V112L211 110L209 113L207 112ZM248 109H250V111ZM80 111H81V109H80ZM110 111H114L116 113L110 112ZM117 112H118V114H117ZM146 112H147V114H146ZM18 113H19V115L21 114L18 118L13 117L15 114H18ZM144 113H145V115H144ZM9 114L12 115L11 116L12 118L8 117ZM204 114L205 115L207 114V116H205ZM5 115H6V117H5ZM114 115H116V116H114ZM117 115H118V117L120 116L119 117L120 119L117 117ZM208 116L210 118H207ZM142 117L144 120L141 119ZM130 118H131V120L133 118L132 112L130 113ZM15 119H16V121H15ZM11 120L14 122H12ZM201 120H203V121H201ZM204 121H205V123H204ZM118 122L119 123L123 122V124L125 123L124 124L125 127H119ZM65 123H68V124H65ZM101 125H102V127H101ZM81 126L85 127V129H87L84 132L85 134L88 133L87 136L84 133H83L84 135L79 133V130L83 129ZM240 126H242V125H240ZM114 127L116 128L115 131H114ZM129 127H131V128H129ZM233 127H237V126L227 127L226 129H224V131L231 130ZM27 128L30 130H28ZM31 129H34L37 131L31 130ZM70 130H71V132H70ZM64 131H66V132L68 131V132L64 133ZM217 132H215V134ZM100 133L102 134V136L104 134L107 137L106 138L101 137ZM18 134H20V135H18ZM71 134H73V135H71ZM74 134H75V136H74ZM90 134H92L91 135L92 137L90 136ZM98 134H99V136H98ZM175 134H177V132L174 133L173 135H175ZM42 136H43V138H42ZM50 136H52V137H50ZM84 136H86L88 138L86 139V137L84 138ZM95 136H96V138H95ZM108 136H109V139H108ZM113 136H115V137H113ZM117 136H119V137H117ZM35 137H37V138L35 139ZM56 137H58V138L55 139ZM75 137H76V139L73 140V138H75ZM19 138L22 141L24 140L25 143L21 142ZM68 138L71 140H69ZM101 138H102V141L99 142V140ZM17 139L19 142H17ZM94 139H96V140H94ZM103 139L106 140L105 143H104ZM149 139L151 140L152 138L149 136L146 137V140H149ZM53 140H54V142H53ZM57 140H59V141L57 142ZM136 140H138L139 142L140 141L143 142L142 137H139ZM28 141H30V142H28ZM41 142H44V145H41L40 144ZM18 143H20V144H18ZM45 143H47V144H45ZM147 143H148V141H147ZM33 145H34V147H33ZM61 145H62V147H61ZM58 146L60 149L58 148ZM18 147L20 150L18 149ZM29 147L31 150L29 149ZM54 147H56V148H54ZM34 148H36V149H34ZM28 153L33 154V155H31L32 156L31 160H29V162L24 166L23 159L26 158L25 155ZM65 155L71 156L70 160H69V162H70L69 166L66 163H64V165L61 163H55V160L58 157L61 158ZM139 158H140V156L133 157L132 159L136 160ZM66 161H68V160H66ZM4 162H5V164L7 163V165L10 164V166H16L17 164H19L18 170L15 171L13 169H9L8 173H5L4 171L6 170L5 168L7 165L5 166ZM229 163H231V162L221 163L219 165L222 167V166L228 165ZM22 165L25 167L24 169H23ZM37 165H40V166L37 167ZM262 165H264V163H262L260 166H262ZM67 166L72 167V168L73 167L77 168V170L76 171H66L64 169ZM193 167H195V165ZM123 168H124V159L119 158V159L113 160V172H120ZM20 170H21V172H19ZM29 172L30 173L34 172L31 175V177L29 176L30 175ZM41 176H42V178H41L42 180L41 179L38 180L39 177H41ZM169 176H171V174H168L166 177H164L162 179V182H165V185H164V193H166L165 196L160 195V193L157 192V190H156L161 185V182L156 183L155 185H148V186L144 187L142 190H145V188H147V190H145V192H142V193L150 196V198L146 199L144 201L136 202V203H134V202L138 199L139 194L132 192L131 190L134 189L132 187L128 186L127 189L113 193V201L110 203V206L107 207L108 209H113V218L116 215V213H118V211H121V212L129 211V212H126L124 217H118L116 219L114 218L115 221L113 219V222L110 223L109 229L103 233L104 234L103 236H106L104 240H106L108 243L107 248L111 252L105 253L104 248H101L99 250V249H93V247H92L91 249H89V250H94L91 257L98 254L99 257H102L104 259V262H103L104 264H182V263L183 264H264V211H263L264 210V174L262 177V176H260V174L256 175L254 172H251V173H246L245 175H240L239 177H235L233 179L220 177L221 179H218L216 181H213V179H211V180H207L208 183H205L207 181L201 182V183H205V184H200V185L191 184L192 185L190 188L191 190L193 187L202 193L203 198H202V201L200 203V207H201L202 212L204 213V217L200 220L198 226L192 232H188V226L185 223V220L182 216V210H183L185 203H183L182 205L179 206L176 204L175 200L173 202L174 197H177V196H175L171 193H174L177 187L172 188L175 181L173 180V176H171V178H169ZM249 178H251V179H249ZM58 179H60V180H58ZM90 179L91 178H89L87 180H90ZM12 182H13V184H12ZM233 182H235V183H233ZM254 182H256L255 185H254ZM216 185L219 187H216ZM149 186H151V188H149ZM3 193H5V194L3 195ZM41 193H42V191H40L37 194L38 196L36 194H35V196L33 194H31L30 197L27 199L26 204L28 203V205H29L32 202V200L36 197H39V194H41ZM211 194H213L214 197H216L219 194V196L217 197V199H219V200H215L216 202L212 203L211 198H210ZM228 197H233V199L228 201V205H224V206H222V208L224 207L225 209H228L227 212H229V213L224 211L222 216L220 217V219L211 216V213L213 212V210L217 209L218 205L222 201L226 202L224 200V198H228ZM87 202H88L87 200H84L80 203L73 202L72 204L74 206H77L81 210L85 211L86 217H88V218L100 219L102 217H105L101 221L100 226L105 225L106 223L109 222V220L112 218V213L110 215L108 214V216H107L104 212L106 208H101L98 203H92L90 206L86 207ZM217 202H220V203L217 206H215V204ZM149 205H151V206H149ZM21 206H23V207H21ZM151 207L153 208L155 214L150 219H143L142 220V218L135 219L132 217V214L136 210L144 211V213L142 214V216H143V215L147 214L148 210ZM17 209H19L20 211H18ZM24 209L26 211L28 210V213L24 212L25 211ZM199 212H200V210H199ZM28 218H29V220H28ZM71 218H72V216H70V219ZM83 218L84 217H81L80 214H78L75 219H83ZM224 218H225V220H224ZM17 219H19V220H17ZM75 219H71V221L75 220ZM226 220H229V221H226ZM9 223L12 224L10 227H9V225H10ZM221 227H223V229H224V232H225V233L223 232L224 235L214 234ZM101 228H103V227H101ZM15 231H16V233H15ZM6 232H8V233H6ZM157 232L159 233L158 236H157ZM5 236H7V237H5ZM81 236H83V235H76V234L67 235V237L63 240L62 244L59 246L57 251L50 252L47 254L46 253L36 254L34 257V261L31 264H39V263L40 264H61L60 262L63 260L68 261L69 259L74 258L75 256H77L76 254L78 252V251H75L78 248L77 243H82L86 239H88L86 237L85 238H79ZM95 238L96 239L100 238V234H98V236H96ZM8 241H9V243H8ZM86 245L85 246L88 249L91 245V241H88V243ZM89 250H87L86 252H88ZM56 256H62L61 260L57 259ZM173 256L175 257V259L173 258ZM165 258H167V259H165ZM165 260H166V262H165ZM181 260H182V263H180ZM24 263L25 262L23 260H21V264H24ZM15 264H20V263L18 262Z\"/></svg>",
	"mask_w": 264,
	"mask_h": 264
}]
</instances>
